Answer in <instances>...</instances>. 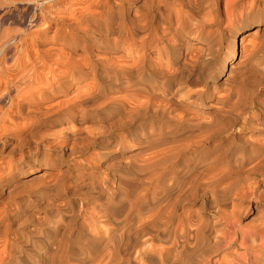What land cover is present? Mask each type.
<instances>
[{"label":"bare ground","instance_id":"obj_1","mask_svg":"<svg viewBox=\"0 0 264 264\" xmlns=\"http://www.w3.org/2000/svg\"><path fill=\"white\" fill-rule=\"evenodd\" d=\"M37 1L0 36V264H264L259 206L220 208L264 199V0Z\"/></svg>","mask_w":264,"mask_h":264},{"label":"rangeland","instance_id":"obj_2","mask_svg":"<svg viewBox=\"0 0 264 264\" xmlns=\"http://www.w3.org/2000/svg\"><path fill=\"white\" fill-rule=\"evenodd\" d=\"M14 1V0H13ZM12 1V2H13ZM20 0H15L14 1V3H7L6 1L4 2V0H0V3L2 4H0V16H1V19H0V36L2 37V34H3V32H5L6 30L9 32L10 31V33L11 34H13L12 32H16V33H19V30L21 29V31L20 32H22V29H25L26 31H33L34 30V28L35 27H33V25H30V21H31V17H32V15H33V12H34V10L33 9H35V7H37L38 5H39V2L37 1V0H33V2H32V0H21L20 2H21V4H18V3H20L19 2ZM54 1V2H53ZM61 1V2H60ZM18 2V3H17ZM26 2V3H25ZM64 0H52V3H55V6L57 7V5H58V10H63V8H64ZM5 3V4H4ZM17 3V4H16ZM31 3V4H30ZM34 3V4H33ZM58 3V4H57ZM23 4V5H22ZM10 5V6H9ZM11 5H12V7H11ZM23 6V7H21V6ZM1 6H4V7H1ZM13 6H14V8H13ZM29 6H31V7H33L32 9H31V7H29ZM27 7L28 8H30V11L28 12L29 14H30V16L28 15V17H26L25 19V24H24V26H21V25H17L16 23L14 24V23H10V22H12L10 19H4L3 18V21H2V17L4 16V14L5 13H11V14H13V17L15 18V19H17V20H22L23 19V17L24 16H22L23 14L21 13V17L20 16H18V14L20 15V12L23 10L24 11V9H27ZM11 8H12V12H11ZM20 8V9H19ZM8 9H10V10H8ZM14 9V10H13ZM5 10V11H4ZM9 12H8V11ZM17 11V13H16V11ZM60 10V11H61ZM15 11V12H14ZM5 12V13H4ZM31 12V13H30ZM18 18H20V19H18ZM28 18V19H27ZM30 20V21H29ZM9 21V22H8ZM27 21V22H26ZM10 23V24H9ZM28 24V25H27ZM12 25V26H11ZM17 26V27H16ZM19 27H20V29H19ZM22 27V28H21ZM15 28H17V30L15 29ZM29 29V30H28ZM31 29V30H30ZM12 31V32H11ZM15 34V33H14ZM6 35V34H5ZM3 36L2 37V40H1V42L3 41V40H5V37L6 36ZM1 37H0V39H1ZM241 37V36H240ZM29 38H27V40H28ZM27 40H26V44L27 45H25V43H21L20 41H17L18 43H16L14 46L15 47H17V52L18 51H20V50H22L23 48H24V51L25 50H27V51H34L33 53H35V51H37L38 49H36V47H34L33 48V50H32V40H28V42H27ZM0 42V43H1ZM20 42V43H19ZM239 42H240V40H238L237 41V45H238V51H237V53H236V55H235V58H234V60L237 62L238 61V59H239V56H240V53H239ZM2 44H3V42H2ZM23 44V45H22ZM27 47V48H26ZM194 47H195V45H194ZM193 47V48H194ZM13 49V48H12ZM16 48H14L13 50H15ZM0 50H1V45H0ZM42 49H40V51H41ZM26 51V52H27ZM33 53H32V55H33ZM66 53V50H64V54ZM0 54H1V51H0ZM59 53H57V55H58ZM56 55V56H57ZM121 54H116V57H119ZM222 55V53H221V51H219L218 53H217V55H216V57L217 58H220V57H222L221 56ZM56 56H52V60H49V61H47L46 60V62H48V63H46V65H45V68H46V66L47 67H49L48 69L46 68V71L45 72H47L48 73V71L49 70H52L53 69V71L54 72H56V74H59V71H62V67H57L56 68V65H54V64H57V63H55V57ZM57 58H58V56L56 57V60H57ZM50 59H51V54H50ZM62 59V58H61ZM125 59H127L126 61H129V57H126ZM60 61H62V60H60ZM56 62H58V61H56ZM10 63H13L12 61H10L9 62V64H8V66H11L12 64H10ZM61 63V62H60ZM59 63V64H60ZM51 64V65H50ZM39 65V64H38ZM38 65H37V63H36V67H38ZM49 65V66H48ZM45 72H44V74H45ZM46 73V74H47ZM45 74V75H46ZM214 77H216V79H215V82L216 81H218L219 80V77H220V75H219V73L217 72V73H215V76ZM41 87H42V85H40ZM39 86V87H40ZM221 94V93H220ZM118 96L119 95H122L123 96V93H118L117 94ZM122 96H120V97H122ZM2 106V108H4L5 109V107H3V106H5V105H0V107ZM235 130H237V129H235ZM258 136V137H257ZM50 138H52L51 136H49ZM256 137V138H255ZM260 137V138H259ZM238 138V137H237ZM237 138L236 137H234V139L232 140V141H230L231 143H229V145L227 146L228 148H236V147H238V145H240V144H238L239 143V140H237ZM242 138V137H241ZM253 138H255V139H261V136H259L258 134L256 135H254L253 136ZM238 139H240V138H238ZM235 140V141H234ZM241 140V139H240ZM231 145V146H230ZM233 148V149H234ZM52 152H53V154H52ZM57 152L55 151V150H51V151H49V154H51V155H53V156H55V154H56ZM93 154V156H92V154ZM88 154V155H87ZM248 155L249 156H251V154L250 153H248ZM2 156V157H1ZM0 156V161H2L3 159V161L2 162H4V161H8V158H9V155H7V154H4V155H1ZM87 156H89L90 157V159H89V157H87ZM94 156H95V151H88V153H86L85 155H84V157H83V160H86V162H88L89 164H91V163H93L94 165H96V163H95V161H94ZM4 157V158H3ZM5 158H7V159H5ZM67 160H70V158H67ZM78 160H80V159H77V161ZM82 160V159H81ZM90 161H91V163H90ZM108 171H111V170H108ZM108 171H104V170H99L96 174H98V175H106V174H108ZM39 173V172H38ZM259 173V174H258ZM255 174V175H254ZM256 174H258V175H256ZM251 175V177L252 178H260V177H264V171H262V170H256V172H254L253 174H250ZM70 176V175H69ZM65 177V179H64V182H65V185L66 186H69L70 185V177ZM252 180V179H251ZM243 184V185H242ZM241 185L244 187V183H241V182H239V183H236L235 185H231V187L228 189V190H226L225 191V193H226V195H227V197L225 196V194H223L224 196H223V198H225V199H227V198H230L231 196H232V193L234 194V191H235V193L240 189V187H241ZM71 186V185H70ZM238 186V187H237ZM242 188V187H241ZM88 191H91V190H88ZM87 191V189H86V191L85 190H83V191H81V194L78 196V198L79 199H84V200H90L91 198H94L93 196V194L91 195H88V193H86V192H88ZM85 193L87 194V195H85ZM91 193H93V192H91ZM84 194V195H83ZM219 194H221V193H219ZM85 196H87V198L85 197ZM90 196H92V197H90ZM222 198V199H223ZM249 200H250V202H249ZM261 200V201H260ZM245 202H244V205H243V207L241 208L239 205H236V206H232L230 203H229V201H228V203L229 204H227V206H226V209H225V206H221L220 208H221V210L226 214V215H228V216H230V217H236V218H239V216H238V213L240 214V212H242V211H240V209H243V213H241V217L239 218L240 219V221L237 219V228L239 229H241V228H246V227H251L253 224H254V216H255V211H254V206H255V204L256 205H258L259 206V210L261 211V213L262 214H264V199H253V198H246L245 200H244ZM246 201H248V202H246ZM247 203H248V205H247ZM230 206H231V208L234 210V207L236 208L234 211L230 208ZM246 206V207H245ZM245 208H247L246 210H244ZM262 209V210H261ZM228 210V211H227ZM232 211V212H231ZM240 211V212H239ZM245 211V212H244ZM207 212H209V211H207ZM238 212V213H237ZM237 213V214H236ZM252 219V220H251ZM253 222V223H252ZM239 226V227H238ZM221 227H223V226H221ZM221 227H219L218 228V233H219V229L221 228ZM263 240H264V237L262 238V241H261V244H263ZM254 244V243H253ZM252 244V242L249 244V246L251 245V247H254V246H252L253 245ZM256 244V243H255ZM264 245V244H263ZM41 251H43V250H41ZM236 252L237 254L238 253H241V250H239V249H235V250H233V251H231V253L232 254H235V253H233V252ZM223 256V253H220L219 255H217L216 256V259H220L221 257ZM230 259V258H229Z\"/></svg>","mask_w":264,"mask_h":264}]
</instances>
